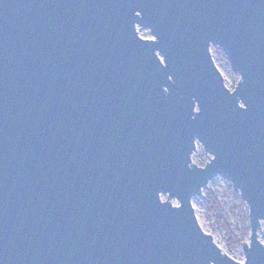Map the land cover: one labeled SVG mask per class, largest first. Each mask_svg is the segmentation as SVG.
Segmentation results:
<instances>
[{
	"label": "water",
	"instance_id": "1",
	"mask_svg": "<svg viewBox=\"0 0 264 264\" xmlns=\"http://www.w3.org/2000/svg\"><path fill=\"white\" fill-rule=\"evenodd\" d=\"M0 264H264V0H0Z\"/></svg>",
	"mask_w": 264,
	"mask_h": 264
},
{
	"label": "rangeland",
	"instance_id": "2",
	"mask_svg": "<svg viewBox=\"0 0 264 264\" xmlns=\"http://www.w3.org/2000/svg\"><path fill=\"white\" fill-rule=\"evenodd\" d=\"M214 56L220 67L225 73L232 88H235L240 80L238 74L231 71L229 63L219 48L213 49ZM197 161L204 167L209 160V156L204 153L202 147L197 145V151L193 155ZM206 193H211L218 207L215 214L209 212L208 204L205 199L195 198L193 204L201 227L213 237V239L229 254L243 260V245L249 243V209L240 199L236 201L231 184L216 177L210 181Z\"/></svg>",
	"mask_w": 264,
	"mask_h": 264
},
{
	"label": "trees",
	"instance_id": "3",
	"mask_svg": "<svg viewBox=\"0 0 264 264\" xmlns=\"http://www.w3.org/2000/svg\"><path fill=\"white\" fill-rule=\"evenodd\" d=\"M205 197H206V201L208 204L209 212L212 214H215L216 209L218 207V203H217L215 197L211 193H206ZM236 201H240L239 195H236Z\"/></svg>",
	"mask_w": 264,
	"mask_h": 264
},
{
	"label": "built area",
	"instance_id": "4",
	"mask_svg": "<svg viewBox=\"0 0 264 264\" xmlns=\"http://www.w3.org/2000/svg\"><path fill=\"white\" fill-rule=\"evenodd\" d=\"M215 48H217V47H211L210 48V50L212 51V53H213V49H215ZM222 52V51H221ZM213 55H214V53H213ZM224 55V54H223ZM244 260V259H243Z\"/></svg>",
	"mask_w": 264,
	"mask_h": 264
}]
</instances>
